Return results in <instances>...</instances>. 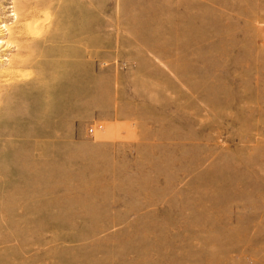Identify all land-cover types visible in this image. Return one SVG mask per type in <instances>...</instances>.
Returning <instances> with one entry per match:
<instances>
[{
  "label": "rangeland",
  "instance_id": "rangeland-1",
  "mask_svg": "<svg viewBox=\"0 0 264 264\" xmlns=\"http://www.w3.org/2000/svg\"><path fill=\"white\" fill-rule=\"evenodd\" d=\"M38 1L0 48V264H264V0Z\"/></svg>",
  "mask_w": 264,
  "mask_h": 264
},
{
  "label": "bare ground",
  "instance_id": "bare-ground-1",
  "mask_svg": "<svg viewBox=\"0 0 264 264\" xmlns=\"http://www.w3.org/2000/svg\"><path fill=\"white\" fill-rule=\"evenodd\" d=\"M35 0H27L25 2H20V0H13L12 1V11H13V18L12 23H14L13 26L10 24L7 25L6 23H3L2 26H0V33L2 31L6 32V39L0 38V48L4 47V51H8L11 49H14L15 52L19 51L20 45L16 44L17 42L14 40V33H23V30L28 29L29 31L35 29V17H36V4L33 3ZM37 2H40L37 0ZM40 4V3H39ZM11 23V22H10ZM15 54L7 53L0 55V61L3 63V65H0L5 71H11V70H19L17 69L15 64ZM17 64V63H16ZM2 69V70H3ZM3 70V71H4ZM26 75V74H25ZM29 183V182H28Z\"/></svg>",
  "mask_w": 264,
  "mask_h": 264
},
{
  "label": "built area",
  "instance_id": "built-area-1",
  "mask_svg": "<svg viewBox=\"0 0 264 264\" xmlns=\"http://www.w3.org/2000/svg\"><path fill=\"white\" fill-rule=\"evenodd\" d=\"M91 132L93 133L94 132V129H91Z\"/></svg>",
  "mask_w": 264,
  "mask_h": 264
}]
</instances>
